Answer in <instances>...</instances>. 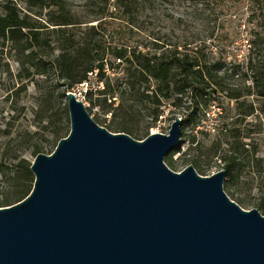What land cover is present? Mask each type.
<instances>
[{"label":"water","instance_id":"95a60500","mask_svg":"<svg viewBox=\"0 0 264 264\" xmlns=\"http://www.w3.org/2000/svg\"><path fill=\"white\" fill-rule=\"evenodd\" d=\"M71 130L31 165V193L0 208V264H264V216L226 171H172L181 123L142 141L100 126L68 92Z\"/></svg>","mask_w":264,"mask_h":264},{"label":"rangeland","instance_id":"374dc122","mask_svg":"<svg viewBox=\"0 0 264 264\" xmlns=\"http://www.w3.org/2000/svg\"><path fill=\"white\" fill-rule=\"evenodd\" d=\"M6 3L15 4L21 11V16L27 13L37 23L48 20L49 10L33 8L29 12L28 0H0V12ZM85 4L86 0H68V7L79 17L85 14ZM117 17H120V13L117 14L116 11L108 19L109 28L96 37L102 42L101 45L112 41L119 45L131 46L154 31L158 32L163 40L171 41L169 44H180L178 47L184 52L185 48L182 46L188 40L193 43L192 48L207 55L209 69H214L215 66L210 64L221 58L223 62L218 66L219 70L215 75L223 79L225 86L241 84L233 79L231 70L236 61L234 54L242 58L247 52L248 44L241 36L238 44L224 45L221 40L223 33L231 36L238 30V24L237 20L230 16L229 10L218 4L208 0L159 1L155 12L133 10L125 18ZM91 24L97 23L84 24L72 32L84 37L85 26ZM43 38L53 43L57 36L45 32ZM57 55L58 52L53 53L52 49L45 45L36 53L37 58L45 59H54ZM30 64L26 65V68H30L34 75L28 78L25 72V53H22V49L13 48L11 44L0 48V162L4 164L5 171V174H0V200L13 183V171H20L17 165L20 158L33 162L35 158L32 151L34 146L39 144L44 146L42 154L53 153L56 148L53 141L54 130L64 124L71 130L69 112L63 122L58 113L60 102L63 106L67 105V98L59 97L62 87L56 82H46L47 76L38 75L36 68ZM225 69L228 70L227 73H223ZM48 70L51 73L48 78H54L55 70L50 65ZM103 83L97 80L94 73L90 74L86 83L73 90L96 122L103 117L98 108L89 104L84 94L86 89L102 88ZM250 84L251 82L247 81L242 86ZM119 98L118 94L109 95L108 103ZM176 98L180 99L178 104H174ZM148 106L149 103H142L138 107L144 114ZM252 106L255 108L253 113L250 112ZM164 112L160 122L149 129V135H168L174 121L172 118L181 115L178 117L182 120L180 146L165 158L166 165L177 173L193 166L199 175L208 177L225 170L227 162L222 159L224 156L234 158L236 171L233 177L225 179L224 191L233 201L245 200L247 204L243 205L244 209H253L252 206L259 198L260 176L257 173L256 159L264 157V99L245 94L239 101L231 100L226 93L218 91L213 85L210 87L205 82L195 80L184 93L164 100ZM106 118L110 120L109 114ZM187 118L199 123L183 125ZM146 121L142 116L137 117L134 128H142ZM226 125L227 130H223ZM234 130L239 131V137L234 138ZM131 137L142 141L146 135ZM237 143L244 147L231 155L228 150Z\"/></svg>","mask_w":264,"mask_h":264},{"label":"trees","instance_id":"16d2710c","mask_svg":"<svg viewBox=\"0 0 264 264\" xmlns=\"http://www.w3.org/2000/svg\"><path fill=\"white\" fill-rule=\"evenodd\" d=\"M159 1L169 0H86L85 14L79 17L68 7V0H28L29 12L33 8L49 10L48 20L44 23L35 22L27 13L21 16V11L15 4L6 3L0 12V48L7 44H11L13 48H21L22 53H25L26 77L34 75L30 68H26L31 61L30 65L36 68L38 75L47 76L46 82H56L62 87L59 95L61 99L67 98L68 92H73L80 84L86 83L90 74L95 73L97 80L104 82L103 86L86 89L84 95L93 108L99 109L103 117L101 120L97 119V123L112 133H126L130 136L144 134L148 137L149 129L156 126L164 116V100L184 93L195 80L205 82L210 87L213 85L231 100L239 101L245 94L264 99V0H208L229 10L230 16L237 20L238 30L234 34L226 36L223 33L221 40L224 45L238 44L241 36L248 44L247 52L242 58L234 54L236 61L231 72L233 79L241 84L231 87L225 86L223 79L215 75L223 62L221 58L210 64L215 66L214 69H209L207 55L192 48L193 43L188 40L182 46L185 48L182 52L178 47L180 44H169L171 41L163 40L154 31L131 46L112 41L101 45L102 42L96 38L109 28L108 19L116 11L117 14L120 13V17H117L119 19L125 18L133 10L155 12ZM94 22L97 24L85 26L84 37L72 32L84 24ZM45 32L57 36L53 43L43 38ZM44 45L50 47L53 53L58 52V55L54 59L37 58V51ZM49 65L55 70V77L51 79L48 78L51 75ZM227 72L228 70H223V73ZM247 81L251 84L243 87L242 84ZM117 94L120 98L115 101L118 102L108 103V96ZM179 101L176 98L174 104ZM142 103H149L144 114L138 107ZM254 111L252 106L250 112ZM58 113L63 122L68 113L67 105L63 106L60 102ZM108 114L110 120L106 118ZM139 116L147 120L146 125L135 129V120ZM176 118L177 116L172 119ZM186 123L196 125L199 122L187 118L183 125ZM223 130H227V125ZM69 133V126L66 124L54 130L55 147ZM235 136L239 137L238 130H234V138ZM237 144L229 148L231 155L244 147ZM43 150L42 144L35 145L32 155L35 158ZM222 159L227 162L225 179L233 177L236 171L235 159L227 158V155ZM3 165L0 162V174H5ZM17 165L20 171H13V183L0 200V208L21 202L33 189L35 177L31 171L32 162L27 158H20ZM256 166L260 176L259 198L252 208L259 210L264 216V157L256 159ZM235 202L242 208L247 204L243 199Z\"/></svg>","mask_w":264,"mask_h":264}]
</instances>
